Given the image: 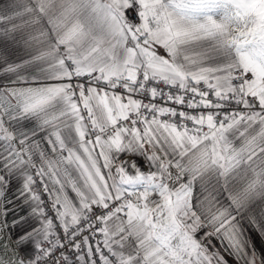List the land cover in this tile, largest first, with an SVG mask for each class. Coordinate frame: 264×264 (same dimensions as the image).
<instances>
[{
	"label": "snow or ice",
	"instance_id": "1",
	"mask_svg": "<svg viewBox=\"0 0 264 264\" xmlns=\"http://www.w3.org/2000/svg\"><path fill=\"white\" fill-rule=\"evenodd\" d=\"M0 264H264V0L0 4Z\"/></svg>",
	"mask_w": 264,
	"mask_h": 264
},
{
	"label": "crops",
	"instance_id": "2",
	"mask_svg": "<svg viewBox=\"0 0 264 264\" xmlns=\"http://www.w3.org/2000/svg\"><path fill=\"white\" fill-rule=\"evenodd\" d=\"M6 0H0V4H4Z\"/></svg>",
	"mask_w": 264,
	"mask_h": 264
}]
</instances>
